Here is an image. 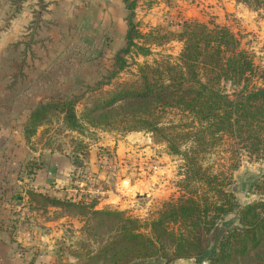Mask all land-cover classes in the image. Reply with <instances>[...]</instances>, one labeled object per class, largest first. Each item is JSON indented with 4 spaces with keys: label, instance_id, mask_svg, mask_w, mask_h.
Instances as JSON below:
<instances>
[{
    "label": "trees",
    "instance_id": "16d2710c",
    "mask_svg": "<svg viewBox=\"0 0 264 264\" xmlns=\"http://www.w3.org/2000/svg\"><path fill=\"white\" fill-rule=\"evenodd\" d=\"M138 1L121 0L128 13L127 32L109 81L126 69L127 57H147L153 47L178 42L179 56L139 66L134 81L110 91L97 88L85 99L53 98L31 114L26 135L33 136L44 121L62 117L65 128L73 132L151 133L184 162L180 197L164 202L163 211L151 222L118 212L97 213L120 220L127 229L103 248L108 264L152 259L159 256L161 246L171 248L176 260L195 254L200 259L211 257L217 264H238L264 247V181L254 187L260 199L241 207L228 190L231 177L205 171L201 162L220 148L234 162L231 169L243 155L264 160V67L230 29L217 24L185 22L178 32L158 27L142 35L133 22ZM241 1L264 20V0ZM27 196L35 211L71 206L68 199L35 192ZM81 200L77 206H85ZM231 215L237 225L225 223Z\"/></svg>",
    "mask_w": 264,
    "mask_h": 264
},
{
    "label": "rangeland",
    "instance_id": "374dc122",
    "mask_svg": "<svg viewBox=\"0 0 264 264\" xmlns=\"http://www.w3.org/2000/svg\"><path fill=\"white\" fill-rule=\"evenodd\" d=\"M110 1L112 5L109 4L108 8L100 9L99 13L94 10L92 18L80 14L73 27L76 29L69 31L63 72L70 75L67 85L71 97L85 99L87 93L97 88L110 91L122 83L134 81L139 66L153 65L166 56L175 59L182 50V44L171 42L164 47H153L147 57L129 56L126 69L109 81L115 56L125 44V17L128 15L119 0ZM192 21L227 27L240 39L242 47L254 55L256 63L264 67V20L241 0H139L133 19L142 35L158 27L178 32L185 22ZM82 110L83 106L77 105L78 116ZM50 136L52 149L58 153L63 147L66 150L62 158L64 164L74 166L66 177L67 186H58L55 190L61 195L52 196L68 199L71 206L33 212L36 224L32 229L23 227L33 238L27 247L31 251L29 258L34 256L32 264H108L103 259V248L116 241L118 235H123L127 229L123 228L120 220L97 213L118 212L127 218L148 223L163 211L164 202L181 195L179 183L184 179L181 176L185 173L182 170L184 162L179 156L170 154L167 145L151 133L89 129L66 132L52 123ZM90 147L93 155L88 153ZM72 153H79L81 157L77 158ZM104 155L115 168V173L107 179H103L101 170L105 163L101 159ZM91 163L98 164L95 172L91 170ZM236 163V167L231 169L234 162L229 160L224 148L204 155L201 162L205 171L231 177L232 185L228 190L243 207L260 199L254 187L264 181V160L243 155ZM76 170L78 176L72 174ZM88 175L95 181H87ZM79 188L84 191L81 202H85L82 204L85 206H77L79 198H72L75 196L73 191ZM86 205H93V208ZM231 222L237 225L235 215L225 218L226 224ZM164 255L167 258H162ZM203 262L217 264L211 257L200 259L195 254L176 260L171 248L161 246L159 256L135 264ZM238 264H264V247Z\"/></svg>",
    "mask_w": 264,
    "mask_h": 264
},
{
    "label": "crops",
    "instance_id": "0c3cea01",
    "mask_svg": "<svg viewBox=\"0 0 264 264\" xmlns=\"http://www.w3.org/2000/svg\"><path fill=\"white\" fill-rule=\"evenodd\" d=\"M109 4L110 0H0V264H32L34 256L29 258L27 247L33 238L23 227L32 229L36 217L27 193L55 197L61 195L55 191L58 186L68 184L66 177L74 166L64 164L66 150L60 147L57 153L50 140L52 123L69 132L62 117L44 121L31 137L26 130L38 107L70 96V75L63 65L69 31L76 29L80 14L92 18L94 10L99 13ZM126 32L127 26L124 39ZM91 149L88 153L93 155ZM97 165L90 164L93 172ZM72 174L78 176V171Z\"/></svg>",
    "mask_w": 264,
    "mask_h": 264
},
{
    "label": "built area",
    "instance_id": "2783aa9c",
    "mask_svg": "<svg viewBox=\"0 0 264 264\" xmlns=\"http://www.w3.org/2000/svg\"><path fill=\"white\" fill-rule=\"evenodd\" d=\"M101 159L105 162L102 166H101V170L103 171V179H107V177L109 176V175H111V174H114L115 173V168H113L112 167V165H111V162H109V160H107L106 159V156L104 155L103 157H101ZM154 170H156L157 168L154 166V168H153ZM87 181H92V182H94L95 181V178L94 177H92L91 175H88L87 176ZM73 193L75 194V196L74 197H72L74 200H75V198H79V200L81 199V197H82V195L81 194H84V191L81 189V188H79V189H75L74 191H73ZM88 194H90V192L88 193ZM201 264H209V263H207V262H203V263H201Z\"/></svg>",
    "mask_w": 264,
    "mask_h": 264
},
{
    "label": "water",
    "instance_id": "95a60500",
    "mask_svg": "<svg viewBox=\"0 0 264 264\" xmlns=\"http://www.w3.org/2000/svg\"><path fill=\"white\" fill-rule=\"evenodd\" d=\"M127 182H124L123 184L126 185Z\"/></svg>",
    "mask_w": 264,
    "mask_h": 264
}]
</instances>
